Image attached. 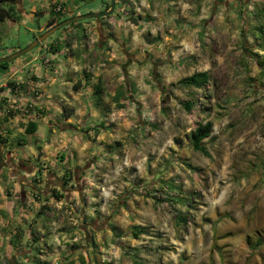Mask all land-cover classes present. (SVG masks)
Here are the masks:
<instances>
[{
  "label": "rangeland",
  "instance_id": "1",
  "mask_svg": "<svg viewBox=\"0 0 264 264\" xmlns=\"http://www.w3.org/2000/svg\"><path fill=\"white\" fill-rule=\"evenodd\" d=\"M147 5L118 0L94 18L102 35L65 33L102 111L81 129L92 173L24 264H264V0ZM202 70L200 88L178 83ZM205 122L207 155L190 145Z\"/></svg>",
  "mask_w": 264,
  "mask_h": 264
},
{
  "label": "crops",
  "instance_id": "2",
  "mask_svg": "<svg viewBox=\"0 0 264 264\" xmlns=\"http://www.w3.org/2000/svg\"><path fill=\"white\" fill-rule=\"evenodd\" d=\"M105 1H6V6L13 7L14 17L0 19V56L28 44L47 28L51 18L69 17L86 5L102 10ZM141 1L147 5V0ZM56 6L60 7L57 15ZM77 23L63 26L51 38L52 47L51 42H43L0 67L2 264H24L23 259L37 252L45 233L52 231L54 215L73 211L92 173L93 164L88 166V162L94 150L81 129L94 122L88 114L102 111L88 102L92 91L81 78L84 45L77 48L80 55H68L63 38L67 32L78 38L82 29L102 35L105 26L94 18ZM71 46L78 47L77 41ZM16 104L26 112L12 109ZM26 127L33 129L26 131ZM42 164L47 166L46 172L37 176Z\"/></svg>",
  "mask_w": 264,
  "mask_h": 264
},
{
  "label": "trees",
  "instance_id": "3",
  "mask_svg": "<svg viewBox=\"0 0 264 264\" xmlns=\"http://www.w3.org/2000/svg\"><path fill=\"white\" fill-rule=\"evenodd\" d=\"M6 0H0V19H3L5 17H14V11L12 6H6L5 3ZM110 0H107L104 2L103 9H107L109 6ZM116 6V2H115ZM114 6V8H115ZM54 13L57 15L60 13V8L59 10H54ZM66 18L65 16H58L57 18H51L47 22V28L60 21L61 19ZM74 22H71L67 25H70ZM39 46V45H38ZM9 61L1 62L0 67H5L8 64ZM208 80V72L205 70L202 71H197L194 72L184 78H181L178 80V83L181 85L187 86V87H196L200 88L204 83H206ZM123 94L120 90H117L115 93V99L117 100L119 97H121ZM185 107L187 109L190 108L189 103H185ZM33 128H28L26 127V131H32ZM211 131V123L210 122H205L203 124H198L191 132H190V145L192 146L193 149L200 151L202 154L207 155L208 152L206 150V147L201 143V141L206 138ZM133 264H144L143 262L137 260L136 258H133Z\"/></svg>",
  "mask_w": 264,
  "mask_h": 264
},
{
  "label": "water",
  "instance_id": "4",
  "mask_svg": "<svg viewBox=\"0 0 264 264\" xmlns=\"http://www.w3.org/2000/svg\"><path fill=\"white\" fill-rule=\"evenodd\" d=\"M8 2H11L12 0H6ZM115 0H110L109 6L107 9H102L95 12H85L82 14H76L69 17H66L64 19H61L60 21L50 25L48 28H46L43 32H41L39 35L35 36L27 45L7 54L4 56H0V63L5 61L13 60L24 53L28 52L29 50L33 49L34 47L41 44L48 36H50L54 31L57 29L63 27L66 24H69L73 21L85 19V18H97L104 15L109 14L112 9L114 8Z\"/></svg>",
  "mask_w": 264,
  "mask_h": 264
},
{
  "label": "built area",
  "instance_id": "5",
  "mask_svg": "<svg viewBox=\"0 0 264 264\" xmlns=\"http://www.w3.org/2000/svg\"><path fill=\"white\" fill-rule=\"evenodd\" d=\"M59 8H60L59 6H56L55 10H59ZM20 107L21 106H18L17 104L11 106L12 109H15V110L18 109L20 112H26V108H23V107L20 108ZM46 169H47V166L45 164H42L40 167V170L37 173L38 174L37 176H42L43 174H45Z\"/></svg>",
  "mask_w": 264,
  "mask_h": 264
}]
</instances>
